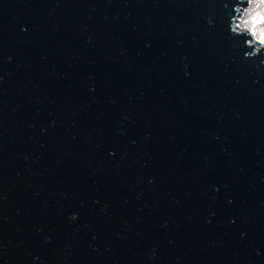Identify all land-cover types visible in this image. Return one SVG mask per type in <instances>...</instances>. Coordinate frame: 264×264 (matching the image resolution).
<instances>
[{"label":"water","instance_id":"water-1","mask_svg":"<svg viewBox=\"0 0 264 264\" xmlns=\"http://www.w3.org/2000/svg\"><path fill=\"white\" fill-rule=\"evenodd\" d=\"M247 3L0 0V264H264Z\"/></svg>","mask_w":264,"mask_h":264},{"label":"rangeland","instance_id":"rangeland-1","mask_svg":"<svg viewBox=\"0 0 264 264\" xmlns=\"http://www.w3.org/2000/svg\"><path fill=\"white\" fill-rule=\"evenodd\" d=\"M236 23L264 44V0H248L247 5L241 8Z\"/></svg>","mask_w":264,"mask_h":264},{"label":"bare ground","instance_id":"bare-ground-1","mask_svg":"<svg viewBox=\"0 0 264 264\" xmlns=\"http://www.w3.org/2000/svg\"><path fill=\"white\" fill-rule=\"evenodd\" d=\"M257 46H259V44H257Z\"/></svg>","mask_w":264,"mask_h":264}]
</instances>
